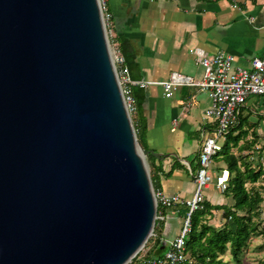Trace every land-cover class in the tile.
Masks as SVG:
<instances>
[{"label": "water", "instance_id": "obj_1", "mask_svg": "<svg viewBox=\"0 0 264 264\" xmlns=\"http://www.w3.org/2000/svg\"><path fill=\"white\" fill-rule=\"evenodd\" d=\"M149 155L98 0H0V264H130L156 226Z\"/></svg>", "mask_w": 264, "mask_h": 264}, {"label": "crops", "instance_id": "obj_2", "mask_svg": "<svg viewBox=\"0 0 264 264\" xmlns=\"http://www.w3.org/2000/svg\"><path fill=\"white\" fill-rule=\"evenodd\" d=\"M108 8L112 14V41L123 57V52L130 56L126 63L130 77L153 83L145 88L136 86L133 91L137 103L141 101L134 118L135 130L144 132L147 148L157 154L150 162L154 182L167 195L191 199L199 169L200 143L203 135L212 129L205 115L211 101L197 87H178L167 97L160 83L169 81L174 73L201 81L204 69L195 54L197 49L208 55L219 52L234 55L243 67H248L255 58H262L264 0H236V3L232 0H108ZM241 122L242 128L233 137L241 132L245 136L232 152L241 163L264 173L261 98L247 100L240 113ZM219 172L214 167V173ZM258 183H264V175ZM258 183L247 186L264 188V184ZM263 188L259 189L261 193ZM208 191H216L214 196L206 197L212 205L234 206L233 198H226L215 185ZM179 210L180 207H175L167 212L173 215ZM213 212L216 216L220 213L219 220L214 218L217 227L223 226L224 212ZM171 218L161 222L159 239L166 246L180 234L171 237L176 233L171 230Z\"/></svg>", "mask_w": 264, "mask_h": 264}, {"label": "built area", "instance_id": "obj_3", "mask_svg": "<svg viewBox=\"0 0 264 264\" xmlns=\"http://www.w3.org/2000/svg\"><path fill=\"white\" fill-rule=\"evenodd\" d=\"M232 1L236 3V0ZM98 2L124 103L134 125L138 104L133 88L136 86L145 88L153 83L135 81L130 77L126 61L112 41V14L108 8V0H98ZM195 54L204 69V78L201 81L174 73L169 81L160 83V86L163 87L167 97H171L178 87H197L206 92L211 106L205 115L212 129L209 134L203 135L200 143L199 169L195 176V191L191 199L185 200L179 195H167L164 191L154 188V196L158 204L156 222L161 223L171 218V214L168 215L166 211L177 206H186L189 211L179 236L168 244L163 256L146 258L143 255L140 257L141 264L192 263L186 250V238L191 231V217L203 209L206 192L212 185L223 193L230 182L228 169H223L219 174L214 173V157L222 151L230 131L240 124L241 110L250 97L261 98L264 111V56L253 59L248 67H243L239 64L238 57L224 52L208 55L202 49H197Z\"/></svg>", "mask_w": 264, "mask_h": 264}, {"label": "trees", "instance_id": "obj_4", "mask_svg": "<svg viewBox=\"0 0 264 264\" xmlns=\"http://www.w3.org/2000/svg\"><path fill=\"white\" fill-rule=\"evenodd\" d=\"M123 53L127 63L130 60V56L126 52ZM137 104L141 106V101H138ZM241 128L242 122L230 131L222 151L214 157L213 161L214 166H216L215 168L219 171L223 170V166L229 170L230 182L223 194L226 198L232 197L235 204L232 207L227 205L214 206L209 201H205L203 209L192 215L191 231L186 238L187 255L192 260V263L186 264H232L231 261H226L223 258L227 252L230 253L232 260L236 264H241V257L244 250L248 247L250 240L254 236L259 235L263 236L264 240V230L260 229L259 226L264 214V196L259 191V188L251 187L249 189L247 186V184L254 185L258 183L264 173L261 170L255 171L250 166L241 163L240 158L232 152V149L239 147L242 138L245 136L241 132L238 136L233 137ZM137 136L142 148L147 150L144 132L139 131ZM152 159H154V156L149 155L148 160L151 162ZM151 180L153 187L158 189L159 187L154 182L153 177ZM177 207L185 210L184 218L186 219L189 211L188 208L186 206ZM213 211L224 212L223 219L225 223L221 228L212 227L206 222L207 216L214 215ZM160 228L161 223L156 222L154 236L152 237L156 243V250L154 253L148 255V258L163 256L168 247H164L163 241L159 239L160 232H157V230H160ZM150 241L151 239L148 242ZM162 248L164 250L160 251ZM139 255L130 264L138 262L141 264Z\"/></svg>", "mask_w": 264, "mask_h": 264}, {"label": "rangeland", "instance_id": "obj_5", "mask_svg": "<svg viewBox=\"0 0 264 264\" xmlns=\"http://www.w3.org/2000/svg\"><path fill=\"white\" fill-rule=\"evenodd\" d=\"M135 117V116H134ZM146 164H147V169H148V172L150 174V177L152 178V174H153V170H152V167H151V164H150V161L148 160V157L146 158ZM216 167V166H214ZM217 170V169H216ZM263 182V181H262ZM264 183H258V185H262ZM258 187L259 189L263 188V186H256ZM248 188L250 189L251 186H248ZM216 190V189H215ZM262 193L264 195V188L262 189ZM216 194V191H208L206 193V197H210V196H214ZM263 211H264V204H263ZM184 213H185V210L184 209H180L179 212H176L175 214L171 215V221L170 222V225H171V230H175L176 233H172V238H176V235L177 233L180 232V230L182 229V222L184 224ZM218 216L214 215L212 217L210 216H207L206 217V222L211 224V225H214V226H218V223L217 221L214 220V218H217L216 220H219L221 217H220V213H217ZM263 219V220H262ZM262 219L260 220V229H263L264 230V214L262 216ZM217 228H221V227H217ZM157 232H161V229L157 230ZM153 237V236H152ZM150 238L151 241L148 242L147 246L145 247L144 251H142L139 255V257L141 256H145L146 258H148V255L152 254L155 252L156 250V243L154 242V238ZM149 239V240H150ZM263 236L259 235V236H254L250 242H249V245L248 247L244 250V253L241 257V264H263V260H264V248H263ZM223 258L226 260V261H231L232 264H236L232 258H231V255L229 252H227L225 254V256H223ZM136 264H139L136 263Z\"/></svg>", "mask_w": 264, "mask_h": 264}]
</instances>
